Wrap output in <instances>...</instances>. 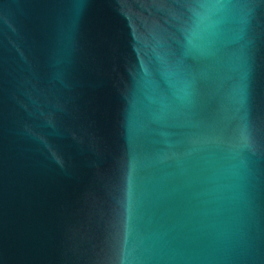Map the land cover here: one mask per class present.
I'll return each mask as SVG.
<instances>
[{
  "label": "water",
  "instance_id": "water-1",
  "mask_svg": "<svg viewBox=\"0 0 264 264\" xmlns=\"http://www.w3.org/2000/svg\"><path fill=\"white\" fill-rule=\"evenodd\" d=\"M0 264H264V0H0Z\"/></svg>",
  "mask_w": 264,
  "mask_h": 264
}]
</instances>
